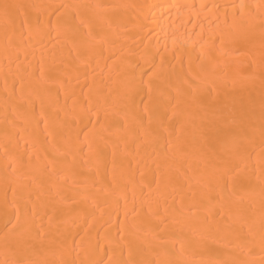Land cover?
<instances>
[{
    "label": "bare ground",
    "instance_id": "6f19581e",
    "mask_svg": "<svg viewBox=\"0 0 264 264\" xmlns=\"http://www.w3.org/2000/svg\"><path fill=\"white\" fill-rule=\"evenodd\" d=\"M0 264H264V0H0Z\"/></svg>",
    "mask_w": 264,
    "mask_h": 264
}]
</instances>
